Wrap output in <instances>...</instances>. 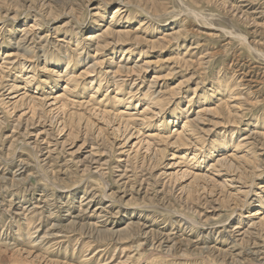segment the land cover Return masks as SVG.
<instances>
[{"label":"rangeland","instance_id":"rangeland-1","mask_svg":"<svg viewBox=\"0 0 264 264\" xmlns=\"http://www.w3.org/2000/svg\"><path fill=\"white\" fill-rule=\"evenodd\" d=\"M0 264H264V0H0Z\"/></svg>","mask_w":264,"mask_h":264},{"label":"bare ground","instance_id":"bare-ground-1","mask_svg":"<svg viewBox=\"0 0 264 264\" xmlns=\"http://www.w3.org/2000/svg\"><path fill=\"white\" fill-rule=\"evenodd\" d=\"M219 161V160H218Z\"/></svg>","mask_w":264,"mask_h":264}]
</instances>
